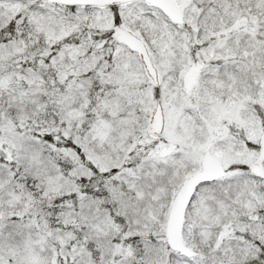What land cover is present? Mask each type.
<instances>
[{"label": "snow or ice", "instance_id": "obj_1", "mask_svg": "<svg viewBox=\"0 0 264 264\" xmlns=\"http://www.w3.org/2000/svg\"><path fill=\"white\" fill-rule=\"evenodd\" d=\"M0 264H264V0H0Z\"/></svg>", "mask_w": 264, "mask_h": 264}]
</instances>
